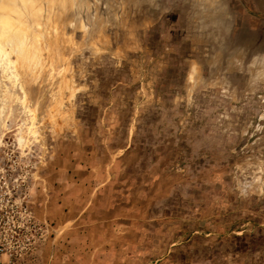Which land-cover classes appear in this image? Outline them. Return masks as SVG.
Here are the masks:
<instances>
[{
  "label": "rangeland",
  "instance_id": "374dc122",
  "mask_svg": "<svg viewBox=\"0 0 264 264\" xmlns=\"http://www.w3.org/2000/svg\"><path fill=\"white\" fill-rule=\"evenodd\" d=\"M41 1L53 51L0 71V264H264L259 1L224 0L229 30L195 0Z\"/></svg>",
  "mask_w": 264,
  "mask_h": 264
},
{
  "label": "bare ground",
  "instance_id": "6f19581e",
  "mask_svg": "<svg viewBox=\"0 0 264 264\" xmlns=\"http://www.w3.org/2000/svg\"><path fill=\"white\" fill-rule=\"evenodd\" d=\"M8 1L11 4L6 5L5 6L6 9H4L2 6L0 7V71L4 74V77H6L8 80L12 81L13 83L16 82V81L14 82V78H15V80H17V84L20 85L18 83V77H19L18 72L19 71L17 72V68H16V66L18 65L17 63H19L20 66L23 65L22 67H24V69H26V71L30 70L32 68L38 69V68H40V65L42 64V62L44 61L43 58L45 57V54L47 53V55L49 57V54L53 50H48V48H49V47H47L48 44H45L46 42L44 40L45 34H43V33H45L46 31L44 30V26L42 24V21L44 18V17H42L44 12L40 9V8H42V7H40L42 1L41 0H8ZM13 1L16 3V5H13ZM84 1H86V0H84ZM97 1L99 4H101L103 6L105 5V7L102 6L104 8V11L106 9H108V12H109L110 9L112 8L110 6L111 4L109 3L110 0H97ZM113 1H116V0H113ZM118 1H120V0H118ZM133 1H135V0H133ZM137 1H140L142 3L146 2V1L155 3L157 0H137ZM195 1L201 3L200 10H202V13H204L203 11L205 10L204 17L206 19L210 20V18H213L215 20H220L221 23L223 22V26L226 27V28L224 27L225 29L229 30L231 28V24H227V23H230V21L228 19L229 18V12L227 11V5L225 4L224 0H195ZM43 4H45V3H43ZM79 6H81L80 3H79ZM20 7H23V8H20ZM82 9H84V8H82ZM227 13H228V15H227ZM95 17L100 18L99 14H92L91 19L93 21V26L95 27L97 25L98 28L102 29L103 26H105L106 22H104L103 25H101V27H99V25H98L99 23L96 20L97 18L95 19ZM227 21H229V22H227ZM82 26H83L82 28L84 30H85V28H87L84 25H82ZM98 31L99 30H96V29L92 30L91 35L89 34L91 31H88V33L86 31L87 35H90V38L93 39L92 40L93 42H91L93 44L89 47H92L91 49H94L97 53L101 49V48L100 49L98 48L99 42H97V40H96V36L99 33ZM97 37H99V36H97ZM57 38L59 39V37H57ZM69 38H71V37H69ZM64 39H65V37H64ZM51 40H52V38H51ZM68 41L70 42V45H72V46L75 45V43L73 41H70V40H68ZM60 43H61V41H60ZM43 49H45V50H43ZM55 57H59V55L56 54ZM61 59H63V58H61ZM57 61H59V60H57ZM50 62H52V64L54 63V61H52V60H50ZM65 64L67 66H65ZM63 66H64L63 69H65L66 71L72 72V68H71V66H69V62H68L67 58L64 60ZM194 69H196V67H194L192 69L190 78L192 77ZM32 71H34V70H32ZM36 74H37V72H36ZM29 76H30V74H29ZM71 76H72V74H71ZM1 79H2V77H1ZM4 89H5V87H4ZM70 90L72 92L74 91L73 88H70ZM18 101H19V104L21 105V107H23L25 109L27 116L29 117L28 128H29L30 134H32L31 137H33L34 139L39 137L38 136L39 130H38V121H37V110L29 104V101L27 100L26 92L23 91V89H21V95L18 97Z\"/></svg>",
  "mask_w": 264,
  "mask_h": 264
},
{
  "label": "crops",
  "instance_id": "0c3cea01",
  "mask_svg": "<svg viewBox=\"0 0 264 264\" xmlns=\"http://www.w3.org/2000/svg\"><path fill=\"white\" fill-rule=\"evenodd\" d=\"M257 1L259 2L256 4H254V2L251 1V5H253L254 9L262 10V13H264V0H257Z\"/></svg>",
  "mask_w": 264,
  "mask_h": 264
}]
</instances>
